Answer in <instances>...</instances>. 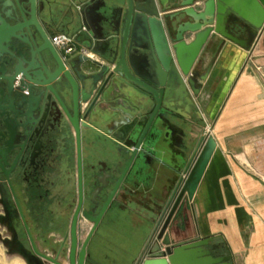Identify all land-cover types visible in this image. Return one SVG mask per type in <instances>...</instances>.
<instances>
[{
  "label": "water",
  "instance_id": "water-1",
  "mask_svg": "<svg viewBox=\"0 0 264 264\" xmlns=\"http://www.w3.org/2000/svg\"><path fill=\"white\" fill-rule=\"evenodd\" d=\"M158 1L163 15H148L138 9L137 5H150L151 0H124L110 16L96 6L82 5L83 23L92 24V38L85 45L99 53V60L85 53L72 55L70 45L62 49L55 46L40 19L44 2L0 0V60H5L0 63V82H8L5 89L0 88V109L8 115L4 121L8 148L18 144L23 150L32 143L34 155L30 158L34 162L35 150L46 149L67 125L74 134L77 200L69 235L54 256L40 250L16 198L34 252L54 264H85L88 243L118 196L122 191L129 194L150 188L154 172L157 188L150 192L165 205L158 209L152 238L164 246L157 243L153 248L161 249L159 253L150 249L149 255H144V250L137 264H232V255L219 253L220 244L213 236L175 242L168 230L183 198L193 199L217 148L215 138L201 137L185 166L183 157L178 156L164 171L152 164V159L159 156L165 115L176 112L175 102L192 105L190 94L200 96L226 41L247 46V41L234 33L238 25L247 23L254 37L264 28V0ZM191 36L193 39L187 41ZM117 80L134 87L149 102H140L137 114L112 110L122 114L109 119L102 112L103 96ZM93 113L107 122L106 129L90 121ZM83 128L98 132L117 146L118 155H112L115 166L86 177L81 155ZM6 152H0V167L9 178L10 169L2 162L8 163ZM19 157L15 156L12 169ZM85 178L90 189H86ZM81 216L91 223L82 242ZM66 243L67 251L62 254Z\"/></svg>",
  "mask_w": 264,
  "mask_h": 264
},
{
  "label": "crops",
  "instance_id": "crops-1",
  "mask_svg": "<svg viewBox=\"0 0 264 264\" xmlns=\"http://www.w3.org/2000/svg\"><path fill=\"white\" fill-rule=\"evenodd\" d=\"M40 1L45 4L40 19L52 40L61 36L73 46L72 55L85 53L101 60L99 53L90 51L85 45L92 38V24L83 23L80 8L84 4L93 5L100 13L110 16L113 10L124 5V0ZM137 6L148 15H163L158 0H151L147 6ZM234 33L246 40L247 46L227 40L200 96L190 94L192 105L189 102L174 103L173 109L177 113H167L164 117L161 145L157 149L159 156H153L152 164L166 171L181 156L185 166L200 138L212 135L217 148L193 199L186 195L171 220L170 236L175 242L213 236L214 242L220 244L218 252L232 255V264H264V153L258 154L264 151V28L254 37L250 26L241 22ZM192 39L193 36L187 41ZM142 101L149 102L134 87L117 80L103 96L105 111L102 112L109 119L119 118L122 114L112 110L137 114ZM90 121L103 129L107 127V122L95 113ZM55 141L56 150L62 154L59 155L58 171L53 172V177L60 178L55 189L59 187L70 197L75 196L76 155L71 126L67 125ZM241 143H244L245 155H237L242 150L237 147ZM110 144L98 132L82 129L86 174L92 161L108 157L112 151ZM163 175L166 176V172ZM181 175H186L184 169ZM156 176L154 172L150 188L144 191L135 190L129 194L122 191L90 239L85 264H137L144 250V255H149V250L158 245L157 242L153 245L156 238H152L153 229L159 217L158 209L163 208L165 202L150 192L151 188H157L154 187ZM168 197L169 192L166 200ZM90 225L85 217H80L81 242ZM37 242L46 250L54 243ZM31 262L52 264L39 256Z\"/></svg>",
  "mask_w": 264,
  "mask_h": 264
},
{
  "label": "flooded vegetation",
  "instance_id": "flooded-vegetation-1",
  "mask_svg": "<svg viewBox=\"0 0 264 264\" xmlns=\"http://www.w3.org/2000/svg\"><path fill=\"white\" fill-rule=\"evenodd\" d=\"M2 62H5V60H0V63ZM6 66L8 69L7 74H9V64H6ZM7 86V81L4 80L0 82V88L5 89ZM2 111L3 110L0 109V152L8 150V152H6L8 163H6L5 160H2V162L5 164L7 169H10L8 178L0 167V193L5 206V215L3 216V219L11 229L14 245L17 246H20L21 243L18 241V230L12 219L15 216L20 219L25 230V237L29 241L30 245L29 248L22 246L24 248L22 253H24L27 257L30 256L32 260H37L38 255L34 252L32 247L31 238L21 217L16 198L22 207L31 234L36 242L37 240L47 241L48 238L56 239L57 236L60 238L57 242L52 243L48 250L41 247L37 242L40 250L46 253H48L47 251H50L51 253L56 254L61 243L66 240V237L69 235L70 223L77 200V191L75 196L71 195L70 197L69 194L60 191L59 187V189H55L56 182L60 178L58 179L59 176H57V180L56 177H53V172L58 171L59 155H62L56 150L57 142L55 140L47 146L46 149L43 148L41 150H35V155L37 156L35 157L34 162H32L30 158V155H34L32 143L28 142L23 150L18 146V144H15L12 148H8L6 142L9 140V133L4 125V121L8 118V115L6 113L2 114ZM110 145L112 147V151L108 157L92 161L88 166L89 171L87 174L84 166V173L86 177L90 176L91 173L100 174L102 173V170H106L110 166H115L114 164L116 161H114V157L112 155H118L116 151L117 146L114 144ZM74 149V155H77L76 144L74 145ZM16 155H20V157L12 169V164ZM81 155H83V151ZM0 158H2L1 155ZM76 160L75 175L77 173ZM59 185L61 184L59 183ZM3 186L5 188H3ZM85 186L86 189H90L88 187V178H85ZM41 220H47L49 224L53 225V227L46 229V227L41 225ZM104 220L105 217L103 221ZM66 222H68L69 225L68 229H65L64 226ZM38 227L41 230H38ZM99 227L95 230L94 234L97 232ZM88 232L89 230L86 235ZM65 251H67V243L62 249V254Z\"/></svg>",
  "mask_w": 264,
  "mask_h": 264
},
{
  "label": "rangeland",
  "instance_id": "rangeland-1",
  "mask_svg": "<svg viewBox=\"0 0 264 264\" xmlns=\"http://www.w3.org/2000/svg\"><path fill=\"white\" fill-rule=\"evenodd\" d=\"M237 147H240L242 149L241 151H239V154H237V155H245L244 143L239 144ZM263 153H264V151H260L258 154L261 155ZM3 188H5V187L3 186ZM4 191H5V189H4ZM5 193H6V191H5ZM12 220L14 221V224L17 227L18 237H19L18 241L21 243V245L20 246L14 245L13 239H7L8 241H5L3 239V236L6 234V231L3 228L4 225L2 224V222H0V264H33L31 262V260H32L31 257L30 256L27 257V256H25L24 253H22V251H24L23 250L24 248L22 246H24V247L26 246L28 248L30 247L29 241L25 237L24 227H23L20 219L17 216H15ZM41 225L46 227V229L47 228L50 229L51 227H53V225L49 224L47 220H41ZM64 226H65V229H68L69 228L68 222H66ZM39 227H38V230H41ZM57 234H59V233H57ZM54 240H56V239L48 238L47 243L55 242ZM18 241H17V244H18ZM56 242H57V240H56ZM65 257L66 256H64V255L62 256L63 259Z\"/></svg>",
  "mask_w": 264,
  "mask_h": 264
},
{
  "label": "built area",
  "instance_id": "built-area-1",
  "mask_svg": "<svg viewBox=\"0 0 264 264\" xmlns=\"http://www.w3.org/2000/svg\"><path fill=\"white\" fill-rule=\"evenodd\" d=\"M52 41L55 44V46L57 48H59V49H62L64 46H69V43L67 41H65L61 36L55 37ZM70 46H72V45H70ZM68 50L72 52L73 46H72V48H69ZM4 215H5V206H4V202L2 200L1 193H0V222H2V224L4 225L3 228L6 231V234L3 236V239L5 241H8L7 239H12L13 235H12V231L9 228L8 224L3 220V216ZM59 239L60 238L57 236L56 240H59ZM155 239H154V244L153 245H155V243L157 242L163 248L164 245L161 243V240L156 239V241H155ZM160 250H157V251H154V252L159 253ZM47 252H48V254H50L52 256L55 255L54 253H51L50 251H47ZM50 263H52V262H50ZM52 264H54V263H52Z\"/></svg>",
  "mask_w": 264,
  "mask_h": 264
},
{
  "label": "bare ground",
  "instance_id": "bare-ground-1",
  "mask_svg": "<svg viewBox=\"0 0 264 264\" xmlns=\"http://www.w3.org/2000/svg\"><path fill=\"white\" fill-rule=\"evenodd\" d=\"M65 260V259H64Z\"/></svg>",
  "mask_w": 264,
  "mask_h": 264
}]
</instances>
